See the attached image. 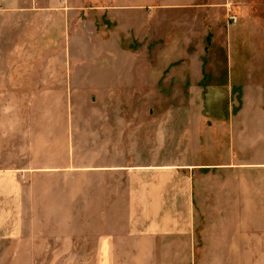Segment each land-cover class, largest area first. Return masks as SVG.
Masks as SVG:
<instances>
[{
	"label": "crops",
	"instance_id": "0c3cea01",
	"mask_svg": "<svg viewBox=\"0 0 264 264\" xmlns=\"http://www.w3.org/2000/svg\"><path fill=\"white\" fill-rule=\"evenodd\" d=\"M112 1L104 12L113 19L98 29L95 21L77 22L73 0H0V96L38 104L44 95L61 105L50 110L66 104L72 151L79 135L97 137V159L77 163L72 154L66 168L97 183L99 264H264V157L241 155L225 164L199 159L206 133L201 111L184 100L153 108L170 99L159 86L205 90V63L188 49L187 26L177 42L153 52V65L154 32L136 30L130 14L121 17L130 6ZM179 55L189 64L168 59ZM64 56L67 63L52 62ZM243 87L231 145L238 141L245 149L264 134V109L255 100L261 88ZM247 101L252 128L244 135ZM11 180L0 172V235Z\"/></svg>",
	"mask_w": 264,
	"mask_h": 264
},
{
	"label": "rangeland",
	"instance_id": "374dc122",
	"mask_svg": "<svg viewBox=\"0 0 264 264\" xmlns=\"http://www.w3.org/2000/svg\"><path fill=\"white\" fill-rule=\"evenodd\" d=\"M73 1L81 26L91 20L99 29L105 19H113L107 13L114 4L112 0ZM186 3L192 4L184 7ZM120 4L130 6L131 11H123L121 17L125 19L130 14L136 30L148 26L154 32L152 55L148 57L153 65L158 57L153 52L177 42L184 26L190 37L186 41L189 51L202 54L210 79L205 82V90L196 86H159V93L170 99H163L161 106L154 102L153 107L155 111L164 110L184 100V105L191 102L194 112L201 111L206 133L199 159L225 164L241 159V155L263 158L264 134L247 143L245 149L238 141L232 146L231 139L232 130L240 124L243 85L249 92L255 89L258 93L261 88V98L255 100L261 99L264 109V0H122ZM230 17H236L237 22L231 23ZM63 58L52 62L67 63L66 56ZM187 58L168 57L189 64ZM8 89L14 93L16 87ZM1 98L9 101H0V172L6 171L12 180L7 186L10 199L4 233L0 235V264H99L97 183L92 186L90 177L85 179V175L78 176L82 173L72 174L66 168L72 154L77 163L96 160L97 137L79 135L72 151L70 135L65 133L69 122L66 104H62L64 110H50L61 105L50 98L46 100L44 95L38 104L18 101L17 96ZM252 108L247 101L240 117L244 135L252 128L247 123ZM14 181L19 184V196L12 194ZM107 217L102 222L103 229L108 226Z\"/></svg>",
	"mask_w": 264,
	"mask_h": 264
},
{
	"label": "built area",
	"instance_id": "2783aa9c",
	"mask_svg": "<svg viewBox=\"0 0 264 264\" xmlns=\"http://www.w3.org/2000/svg\"><path fill=\"white\" fill-rule=\"evenodd\" d=\"M229 21H230L231 23L235 24V23L237 22V19H236V17H230V18H229Z\"/></svg>",
	"mask_w": 264,
	"mask_h": 264
},
{
	"label": "trees",
	"instance_id": "16d2710c",
	"mask_svg": "<svg viewBox=\"0 0 264 264\" xmlns=\"http://www.w3.org/2000/svg\"><path fill=\"white\" fill-rule=\"evenodd\" d=\"M210 38H211V36L208 35V36H207V40H208L209 42H210V40H211ZM209 42H208V43H209Z\"/></svg>",
	"mask_w": 264,
	"mask_h": 264
}]
</instances>
